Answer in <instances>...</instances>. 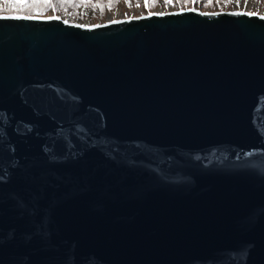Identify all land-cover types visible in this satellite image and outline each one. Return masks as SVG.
Listing matches in <instances>:
<instances>
[{
    "label": "water",
    "instance_id": "95a60500",
    "mask_svg": "<svg viewBox=\"0 0 264 264\" xmlns=\"http://www.w3.org/2000/svg\"><path fill=\"white\" fill-rule=\"evenodd\" d=\"M0 264H264V17L0 13Z\"/></svg>",
    "mask_w": 264,
    "mask_h": 264
},
{
    "label": "rangeland",
    "instance_id": "374dc122",
    "mask_svg": "<svg viewBox=\"0 0 264 264\" xmlns=\"http://www.w3.org/2000/svg\"><path fill=\"white\" fill-rule=\"evenodd\" d=\"M12 1H16V0H12ZM18 1L24 2L25 0H18ZM143 3H145V0L143 1ZM158 5L162 7L163 11H167V9L169 8H179L177 5L171 3L170 0H164V1L161 0ZM191 7L202 11H211V12L221 11V10H238L237 5L234 4V0H215L212 7L209 6L203 7L201 3L193 2ZM249 9L246 8L247 11L256 13V11L264 10V4L260 0H252L251 7ZM115 10L118 11L119 17L137 16L139 14H146L148 11H150L146 9L145 4H142L141 6L137 5V6L129 7L126 1L121 0L116 8L106 10L102 12V14H100L98 10L93 9L92 5L90 4L84 5L82 7L79 6L77 7L76 11L60 10L54 12L51 8H48L42 14L39 13H33V14L41 17L53 16L54 14L59 16L62 15V17L67 15L68 22L78 23V24L85 23L91 25L93 23H97V22L101 23L104 22L105 20H108V17L112 15V12ZM10 11H14V10H10ZM2 13L10 14V15H22L20 12H2Z\"/></svg>",
    "mask_w": 264,
    "mask_h": 264
},
{
    "label": "trees",
    "instance_id": "16d2710c",
    "mask_svg": "<svg viewBox=\"0 0 264 264\" xmlns=\"http://www.w3.org/2000/svg\"><path fill=\"white\" fill-rule=\"evenodd\" d=\"M121 0H25L20 2L18 0H0V12H20L21 14H42L48 8L54 12L57 11H76L77 7L84 5H92V8L102 12L117 7ZM129 7L138 5L140 0H124ZM171 3L178 7H188L193 2H199L203 7H212L215 0H170ZM264 4V0H260ZM160 0H146V8L153 10ZM14 10V11H10Z\"/></svg>",
    "mask_w": 264,
    "mask_h": 264
},
{
    "label": "bare ground",
    "instance_id": "6f19581e",
    "mask_svg": "<svg viewBox=\"0 0 264 264\" xmlns=\"http://www.w3.org/2000/svg\"><path fill=\"white\" fill-rule=\"evenodd\" d=\"M162 1H164V0H162ZM234 4L237 5L238 10H233V11L249 12L246 10V8L249 9L251 7L252 0H234ZM172 10H173V8H169V9H167V12L172 11ZM249 10H251V9H249ZM164 12H166V11H163V9L160 5H158L156 7V9L153 11V13H164ZM254 14L264 17V10L256 11V13H254ZM118 15H119L118 11H116V10L113 11L112 15H110L108 17L107 21H114L116 19H120V17ZM111 16H113V17H111ZM57 18H61L65 21H68L67 15L64 17H62V15H60V16L58 15ZM82 25H87V24L83 23Z\"/></svg>",
    "mask_w": 264,
    "mask_h": 264
},
{
    "label": "snow or ice",
    "instance_id": "6c2138e0",
    "mask_svg": "<svg viewBox=\"0 0 264 264\" xmlns=\"http://www.w3.org/2000/svg\"><path fill=\"white\" fill-rule=\"evenodd\" d=\"M30 18V17H29ZM51 19V18H50Z\"/></svg>",
    "mask_w": 264,
    "mask_h": 264
}]
</instances>
